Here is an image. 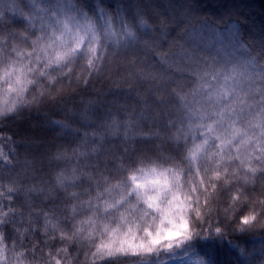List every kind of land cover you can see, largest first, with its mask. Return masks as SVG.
<instances>
[{"label": "clouds", "instance_id": "obj_1", "mask_svg": "<svg viewBox=\"0 0 264 264\" xmlns=\"http://www.w3.org/2000/svg\"><path fill=\"white\" fill-rule=\"evenodd\" d=\"M99 2L78 0V7L92 18ZM57 3L40 0L53 9ZM103 4L115 17L113 28L127 31L126 17L136 39L116 47L98 31L102 58L91 66L88 56H76L55 70L45 71L34 60L29 69L30 41L12 35L21 26L8 22L10 30L0 32V264H94L100 258L96 246L107 239L100 222L115 224L120 214L138 219V239L159 240L153 259L187 264L185 251L199 247L198 237L205 244L203 237L209 230L215 236L219 227L224 239L218 248H203L213 264H264V161H252L255 172H226L190 156L171 139L175 129L164 126L177 101L144 75L151 71L167 79L172 74L156 52L230 53L236 59L264 52V0ZM95 23L102 30L105 20L95 17ZM24 27L41 34L39 22L35 29ZM145 109L164 113L163 120L139 119ZM130 119L135 123L129 130ZM156 130L158 138L145 139ZM153 167L166 171L167 187L151 182ZM162 187L161 205L182 197L175 199L182 207L171 218L144 200ZM244 217L251 222L243 224ZM185 222L192 235L169 239L170 233L185 231ZM228 235L235 242L225 239ZM225 242H231L227 248Z\"/></svg>", "mask_w": 264, "mask_h": 264}, {"label": "snow or ice", "instance_id": "obj_2", "mask_svg": "<svg viewBox=\"0 0 264 264\" xmlns=\"http://www.w3.org/2000/svg\"><path fill=\"white\" fill-rule=\"evenodd\" d=\"M9 12H18L24 18L21 24L23 30L13 32L12 35L22 36L26 43L30 41L25 57L29 60V69L34 60L45 71L55 70L66 66L76 56H88V64L91 66L94 60L102 58L98 31L103 32L104 40L116 47L136 39L135 33L128 27L126 17L122 18V22L127 31L113 28L115 17L104 6L103 0L95 6L92 18L78 7V0H58L55 9L42 7L40 0H0V32L10 30ZM95 17L105 20L102 30L95 23ZM138 19L143 24L139 14ZM37 22L40 24L39 36L34 30L29 32L24 27L28 25L35 29ZM93 40L97 41L95 45ZM18 55L23 56L24 52ZM242 55L243 59H236L230 53L212 57L195 56L183 50L177 54L156 52L160 64L166 66L172 74L164 79L151 71L144 72L145 78L154 83L159 81L157 90L163 89L166 98L174 97L177 101L174 110L168 111L167 119L164 120L165 127L175 129L171 139L182 144L190 156L222 166L226 172L249 168L255 172L256 169L251 167L252 161H264V62L257 60L259 56L264 61V52ZM24 69L25 65L21 64L22 74ZM17 79L19 81L20 77ZM163 118L164 113L151 112L149 109L139 115V119L159 121ZM134 123L130 119L127 128L130 130ZM112 127L118 128V125L114 123ZM159 135V130H156L145 139L158 138ZM99 139L103 140V137ZM151 175L152 183L168 186L166 171H158L153 167ZM162 176L163 180L160 179ZM163 190L162 187L155 194L145 195L144 200L149 208L158 210L162 217L171 218L174 210L182 207L175 203V199L182 197L176 196L166 205H161ZM108 207L113 206L109 204ZM146 215L142 213L141 218ZM250 222V217L242 219L245 225ZM139 227L138 219L134 217L130 220L125 214H120L115 224L101 221V233L107 239H102L96 246L100 258H94V264H168L167 259L159 256L153 259L154 248L159 240L153 237L145 243L142 238L138 239ZM183 228L185 231L170 233L168 238L187 240L192 235L187 222ZM214 232L215 236L209 230V234L203 237L205 244H200L198 237L196 243L199 247L194 251H185L187 264H213L203 254V248L211 249L213 245L218 248V241L224 239L223 232L219 227ZM145 233L151 236L147 229ZM229 243L225 242L224 247L227 248ZM241 254L248 255L244 249H241Z\"/></svg>", "mask_w": 264, "mask_h": 264}, {"label": "trees", "instance_id": "obj_3", "mask_svg": "<svg viewBox=\"0 0 264 264\" xmlns=\"http://www.w3.org/2000/svg\"><path fill=\"white\" fill-rule=\"evenodd\" d=\"M253 3L259 4L260 0H252ZM8 16V22L13 25V26H21L24 18L21 17L19 15L18 12H9L7 14ZM225 239L227 240H233V242H235V240L233 239L232 235H228Z\"/></svg>", "mask_w": 264, "mask_h": 264}]
</instances>
